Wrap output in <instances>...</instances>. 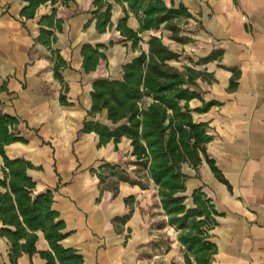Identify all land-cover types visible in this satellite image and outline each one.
I'll use <instances>...</instances> for the list:
<instances>
[{"label":"crops","instance_id":"1","mask_svg":"<svg viewBox=\"0 0 264 264\" xmlns=\"http://www.w3.org/2000/svg\"><path fill=\"white\" fill-rule=\"evenodd\" d=\"M53 1L27 19L22 13L27 0H0V110L19 120L15 131L25 139L6 146L7 155L34 166L29 175L36 182L35 195L54 193L53 209L69 233L62 244L77 250L85 264H186L180 232L169 222L158 187L139 171L131 140L123 138L118 149L114 142L99 147L96 133L82 132L94 81L120 78L122 66L135 58L124 61L132 43L117 30L126 18L124 7L114 4L113 28L100 33L93 15L96 0ZM164 1L183 4L193 16L182 20L190 27L185 36L193 40L180 45L187 56L182 65L209 75L198 80V90L206 102L218 105L194 118L209 124L207 153L227 181L221 182L205 161L198 169L184 164L186 205L193 207L192 194L202 188L218 212L210 231L217 247L211 264H264V0ZM54 10L62 30L41 25ZM127 25L139 30L132 12ZM42 29L53 31L51 46L37 40ZM85 45L107 47L108 60L91 73L83 67ZM55 53L68 64L60 71L63 81L55 75ZM211 54V61L189 63ZM190 105L195 109L202 102ZM95 120L111 124L106 111ZM3 165L0 157V179ZM107 165L120 168L101 169ZM123 175L127 181L119 179ZM151 189L161 222L151 212ZM37 249L50 250L41 232ZM9 252L10 243L0 235V264H11ZM46 263L38 254L18 260Z\"/></svg>","mask_w":264,"mask_h":264},{"label":"trees","instance_id":"2","mask_svg":"<svg viewBox=\"0 0 264 264\" xmlns=\"http://www.w3.org/2000/svg\"><path fill=\"white\" fill-rule=\"evenodd\" d=\"M72 1L63 0V3ZM27 2L22 13L32 19L41 5L54 1ZM114 4L123 6L126 14L117 30L125 41L132 43V50L140 53L122 66L120 78L94 81L92 106L82 132L96 133L99 147L114 142L118 149L123 138L131 140L139 171H144L158 187L169 222L180 232L186 264H211L217 247L209 240L210 231L217 225L218 212L202 188L192 194L193 207H187V196L183 193L189 177L183 172V165L198 169L205 161L217 178L227 183L207 153V144L212 140L208 134L209 124L194 118L195 113H206L218 102H206L198 90V80H207L209 75L188 64H183L182 69L172 65V62H181L183 54L163 41V34L167 33L176 43L192 42L191 38L182 35V20L193 16L183 4L168 6L164 0H96L93 15L98 32L105 33L113 28ZM129 12L138 20V31L127 25ZM62 24L63 21L56 18L55 10L51 16L41 19V25L50 29L62 30ZM152 31H161V35H150L144 41L143 36ZM37 40L51 46L56 37L52 30L42 29ZM142 42L147 44L146 50L141 47ZM105 49L107 47L103 45L83 47V67L87 73L94 72L100 61L108 60ZM55 56V75L63 81L60 71L68 64L59 54L55 53ZM213 59L211 54L197 63L189 59V63L199 65ZM236 85L233 80L231 88ZM195 99L200 100L202 106L193 109L190 103ZM61 102L67 105L66 96H61ZM105 111L111 124L95 120L97 114ZM18 124L17 118L0 110V157L4 163L0 179V235L10 243V263L18 264L23 255L38 254L46 264H85L77 250L62 244L69 233L60 214L53 209L54 193L47 191L35 195L36 182L29 175L34 166L25 159H11L6 153V146L25 142L15 131ZM104 168L115 171L120 167H101ZM100 177L102 180V175ZM119 179L127 181L128 178L123 175ZM40 232L50 250L37 249Z\"/></svg>","mask_w":264,"mask_h":264},{"label":"rangeland","instance_id":"3","mask_svg":"<svg viewBox=\"0 0 264 264\" xmlns=\"http://www.w3.org/2000/svg\"><path fill=\"white\" fill-rule=\"evenodd\" d=\"M182 28H183V30L185 31V32H183V34L182 35H186V34H189L190 32L189 31H186V30H188L190 27L188 26V28L187 27H184V25H182ZM157 35H161V31H158L157 33H156ZM148 37H149V35L147 34V35H145L144 36V38L147 40L148 39ZM163 41L172 49V50H174V51H177V52H180V53H183L184 51H181V44L180 43H176L175 41H172V40H170L169 39V35L167 34V33H164L163 34ZM141 47L143 48V49H147V45L145 44V42H142L141 44ZM139 51H134V50H128L127 49V51H125V56H124V61H128V60H130L131 58H133V57H137L138 55H139ZM186 57L187 56H185L184 54H183V56H182V61L181 62H172L171 64L172 65H174V66H176V67H179V68H182V63H184L185 62V59H186ZM150 199H151V201L153 202V210L151 211V212H153L152 214L153 215H156L157 216V220H158V222H161V221H159L160 219H158L159 218V211H157V210H155V207L157 206L156 204H157V202H158V199H157V194L156 193H154L153 191H152V189H151V191H150Z\"/></svg>","mask_w":264,"mask_h":264}]
</instances>
